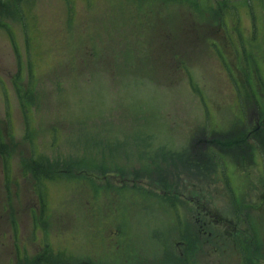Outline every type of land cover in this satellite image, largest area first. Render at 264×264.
<instances>
[{
    "label": "rangeland",
    "instance_id": "1",
    "mask_svg": "<svg viewBox=\"0 0 264 264\" xmlns=\"http://www.w3.org/2000/svg\"><path fill=\"white\" fill-rule=\"evenodd\" d=\"M236 3L222 29L239 80L192 25L213 16L200 0H0V264H264V230L259 246L227 240L228 224L201 237L180 197L211 181V218L238 223L226 181L257 178L213 155L236 135L228 117L264 113L251 108L264 97L232 87L264 85V0ZM160 177L178 185L176 205L156 196ZM193 239L191 261L173 256Z\"/></svg>",
    "mask_w": 264,
    "mask_h": 264
},
{
    "label": "flooded vegetation",
    "instance_id": "2",
    "mask_svg": "<svg viewBox=\"0 0 264 264\" xmlns=\"http://www.w3.org/2000/svg\"><path fill=\"white\" fill-rule=\"evenodd\" d=\"M200 1L204 10L212 13L214 17L211 16L209 19L192 20V25L198 26L202 29L201 36L204 37L207 44L214 46V49H212L211 52L219 56L222 64L225 65L226 71H228V76L233 75L235 72V76L240 78L241 71H243V62L240 61L237 51L234 50L238 44L233 45L229 42L228 36L222 27L228 25V10L237 7L239 11V7L243 6V4L239 5L236 3L240 0ZM237 22L239 25L240 20L237 19ZM188 23L191 24L190 22H187V24ZM214 27L216 29L212 31ZM217 29H219V31L221 30L223 33L218 35L216 33ZM199 31L200 29H198V33ZM202 32L206 35L209 34L208 36L216 34V40L208 39L206 35H202ZM201 36H195L194 39L200 42ZM223 56H226V60L223 59ZM238 85L242 86V90L247 93L249 99L259 96V101H261L264 97V85H262V83L254 85L253 89L250 90L248 84L241 80V82L239 81V83L233 85L232 87L235 88ZM251 102V108L255 104L254 108L256 106L257 109L262 108L264 111V108L257 105L255 101L251 100ZM262 114L260 115L258 112L252 111L250 114L246 113V115L243 114L228 117V125L226 126L228 129H235L237 131L235 133L236 135H234V137H229L224 142L225 149L228 151V153L226 152L227 154L220 151H214L215 153L213 152L214 156H228V169L226 170L225 168V172L228 174L229 171L230 176L235 171L236 173L239 171L241 173L242 171L244 172L247 170L249 172L248 168H250L251 165H253L257 171V178H250L248 177L249 173H246L245 175L243 173V176H241L242 180L230 179L226 181L228 188L233 193V196L231 195L232 197H230V209L235 216L237 214L240 216L238 223H235L234 218L231 220L229 217L228 220L217 217L216 215L214 216L215 218H211L209 208L206 205L207 202L210 201V197L206 194H211L212 190L205 191L203 189L206 185L209 188L212 183L211 181H204L200 179L192 181L193 185L191 187L194 189V192L190 193L189 197H183V192L181 193V196L179 195L181 198H187L189 202L194 204V209H196V213L198 214L195 220L198 225L197 232L199 236H211L212 232L209 229L211 226H222L224 224H228V239H230L229 237L232 235H239L242 237L241 247H244V244L248 242H252L255 246L260 245L259 240L264 230V227L258 223L257 220V218L260 215H263L264 212V113L262 112ZM222 162L223 161L218 162L217 159L215 160L216 165L219 163L222 164ZM222 170L223 169H221V171ZM185 185L187 187L188 184ZM235 187H239L240 191L236 192L234 190ZM232 188L233 191L231 190ZM192 194L194 195L192 196ZM233 199L236 203L239 202V206H236ZM255 238H257V242L255 241Z\"/></svg>",
    "mask_w": 264,
    "mask_h": 264
},
{
    "label": "trees",
    "instance_id": "3",
    "mask_svg": "<svg viewBox=\"0 0 264 264\" xmlns=\"http://www.w3.org/2000/svg\"><path fill=\"white\" fill-rule=\"evenodd\" d=\"M17 91L19 92H22V94L20 95V97L23 99V97L26 95V93L28 92V90L26 89V87L24 88V86L22 87H20V86H18L17 87ZM25 103V102H24ZM22 107L24 108V111L26 110V108H25V106H24V104L22 105ZM29 108V107H28ZM24 139L25 140H28L29 138L27 137V133L25 134V136H24ZM215 141V140H214ZM219 141V140H218ZM218 141H216V145H221V146H224V143L223 142H218ZM4 142V140H2V139H0V144L1 143H3ZM210 142H212L211 140H208L207 141V143H210ZM31 153V152H30ZM1 154V156H0V159H3L4 160V157H3V155H2V153H0ZM32 155H31V159H30V161H32V159L35 157L34 156V154L33 153H31ZM40 158H42L43 160H45V163L47 164V162H46V160H49V159H46L45 157H43V156H41V154H39L38 155ZM192 159V158H191ZM190 159V160H191ZM23 162H24V160H22L21 161V164L23 165ZM34 162V164L35 165H37V164H40L41 165V163H42V161L41 162H36V161H33ZM56 162V165H64L66 162H59V161H55ZM59 163V164H58ZM219 164H221V163H219ZM221 168L225 171V167L221 164ZM58 171H61V168L59 169V167H57L56 168ZM41 172H42V175H44V177H45V179H47V178H49V179H51V178H54V177H58V174L59 173H56V174H47V173H45L46 171H45V169L44 168H41ZM223 170H222V172H223ZM120 174H123L122 172H119ZM159 174V173H158ZM52 175H54V177L52 176ZM68 177H71V176H68ZM136 177V179H137V177L138 176H135ZM161 179L160 180H157V181H155L157 184H156V187L158 188V190H159V195H156L157 197H159V198H161V199H163V200H166V199H171V201H169V203L171 204V206H173V205H176L177 203V201L176 200H174V199H176L177 198V193H178V188H177V184L176 183H174V182H170L169 180H167V179H165V178H163V177H160ZM153 181V182H154ZM154 182V183H155ZM36 183H37V185L38 186H40V184H41V182L39 181V180H36ZM161 191V192H160ZM156 196H154V197H156ZM175 207V206H174ZM223 232V231H222ZM225 234V233H224ZM223 234V235H224ZM224 237L225 238H227V240H228V236L225 234L224 235ZM225 238H223V239H225ZM196 240H197V235H196ZM217 243H215V244H218V243H221V242H224L222 239H221V241L219 242V240H217L216 241ZM193 243H194V239L193 240H190V241H186L185 243H183L182 244V246L184 247V249H185V252H184V254H183V256H177V255H173L175 258H180V259H183L184 261H191L190 259H189V255H188V251L191 249V248H194V245H193ZM192 244V245H191ZM218 245H222V244H218ZM193 246V247H192ZM242 251H244V250H242ZM37 259V258H36ZM40 260H42L41 258H40Z\"/></svg>",
    "mask_w": 264,
    "mask_h": 264
}]
</instances>
